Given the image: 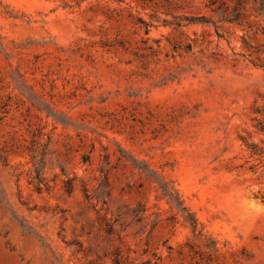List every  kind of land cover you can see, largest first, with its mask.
<instances>
[{"label": "rangeland", "instance_id": "374dc122", "mask_svg": "<svg viewBox=\"0 0 264 264\" xmlns=\"http://www.w3.org/2000/svg\"><path fill=\"white\" fill-rule=\"evenodd\" d=\"M0 264H264V0H0Z\"/></svg>", "mask_w": 264, "mask_h": 264}, {"label": "trees", "instance_id": "16d2710c", "mask_svg": "<svg viewBox=\"0 0 264 264\" xmlns=\"http://www.w3.org/2000/svg\"><path fill=\"white\" fill-rule=\"evenodd\" d=\"M163 196L164 197H168L169 201H172V199H173L172 198V192L171 193L170 192H163ZM190 215H191V217L190 218H185L186 219L185 221L187 223H189L192 231L196 232V230L198 229L199 222H198L197 218L195 217V215L193 213L190 212Z\"/></svg>", "mask_w": 264, "mask_h": 264}]
</instances>
